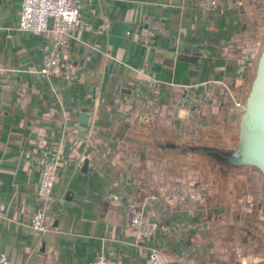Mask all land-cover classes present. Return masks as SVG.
Here are the masks:
<instances>
[{"label": "crops", "instance_id": "0c3cea01", "mask_svg": "<svg viewBox=\"0 0 264 264\" xmlns=\"http://www.w3.org/2000/svg\"><path fill=\"white\" fill-rule=\"evenodd\" d=\"M77 5L84 28L55 50L48 33L17 30L21 0H0V254L8 264L99 255L152 264V252L161 264H264L262 175L158 148L237 144L236 104L264 40V0ZM54 50L75 79L41 73ZM53 155L48 229L37 232L41 168ZM188 187L199 197L177 199ZM131 201L154 226L148 238L129 226Z\"/></svg>", "mask_w": 264, "mask_h": 264}, {"label": "built area", "instance_id": "2783aa9c", "mask_svg": "<svg viewBox=\"0 0 264 264\" xmlns=\"http://www.w3.org/2000/svg\"><path fill=\"white\" fill-rule=\"evenodd\" d=\"M91 1V0H88ZM53 24L49 27V21ZM84 28L81 17V10L77 5V0H21L20 20L17 30H27L33 32L48 33L54 40V49L64 48L71 34ZM153 32L149 29L142 33V40L145 44L150 42ZM54 52L46 55L43 61L42 74H48L56 68L63 70L70 79H75L76 74L73 68ZM240 107V103L236 104ZM57 171L56 156L47 157L42 164L37 198L39 207L31 217V227L37 232H45L48 225L45 221V213L51 203V193ZM177 199L195 200L199 197V192L194 187H188L175 193ZM126 215L129 226L135 229L143 237L148 238L154 231L151 222L145 219L144 214L135 201H131L126 206ZM152 264H161L159 254L152 252L149 256ZM0 262L8 264V258L0 254ZM88 264H110L103 256H97L94 261Z\"/></svg>", "mask_w": 264, "mask_h": 264}, {"label": "water", "instance_id": "95a60500", "mask_svg": "<svg viewBox=\"0 0 264 264\" xmlns=\"http://www.w3.org/2000/svg\"><path fill=\"white\" fill-rule=\"evenodd\" d=\"M238 109V137L233 148L221 149L202 144H168L159 145L158 148L187 157L202 158L220 170L252 168L264 178V40L255 60L254 73L245 99ZM82 118L80 133L86 131L88 114L84 113Z\"/></svg>", "mask_w": 264, "mask_h": 264}]
</instances>
